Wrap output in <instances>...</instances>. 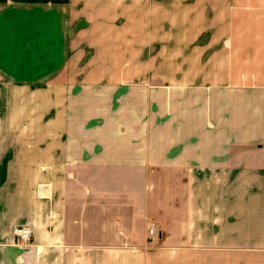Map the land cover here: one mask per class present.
I'll return each instance as SVG.
<instances>
[{
    "label": "crops",
    "instance_id": "1",
    "mask_svg": "<svg viewBox=\"0 0 264 264\" xmlns=\"http://www.w3.org/2000/svg\"><path fill=\"white\" fill-rule=\"evenodd\" d=\"M77 1L0 0V264H264V0H134L214 38L86 101L58 84Z\"/></svg>",
    "mask_w": 264,
    "mask_h": 264
},
{
    "label": "rangeland",
    "instance_id": "2",
    "mask_svg": "<svg viewBox=\"0 0 264 264\" xmlns=\"http://www.w3.org/2000/svg\"><path fill=\"white\" fill-rule=\"evenodd\" d=\"M113 1H77L70 31V60L63 75L58 78V84H61L64 93L68 92L70 95L71 84L78 82L75 88L77 92H82L86 101L88 97H92V90H89L90 86L86 82H100L102 77L110 72H133L135 61L139 59L140 62L139 57L145 61V64L141 65L143 70L150 71L158 67L159 71L166 70V61L168 58L172 60L174 54L175 70H181L177 69L181 62L176 61V55L178 50L185 46L184 42L189 45L188 51H195L197 41L205 42L214 38L213 16L167 15V9L151 10L161 14L137 16L134 14L135 1L125 0V3L119 6L122 15L115 20V15L103 14L115 11ZM150 1L146 0L147 3ZM88 2L91 3L90 6ZM145 11H149L148 8ZM114 23L118 28L113 27ZM190 57L191 65L188 61L187 68L198 61H193L196 58L193 54ZM149 58L155 59V63L150 66ZM54 86L55 82L51 84L52 88ZM74 97H78V105L83 103L81 96L75 94ZM71 98L69 96L68 99Z\"/></svg>",
    "mask_w": 264,
    "mask_h": 264
},
{
    "label": "built area",
    "instance_id": "3",
    "mask_svg": "<svg viewBox=\"0 0 264 264\" xmlns=\"http://www.w3.org/2000/svg\"><path fill=\"white\" fill-rule=\"evenodd\" d=\"M14 242L23 244L30 243L33 237V230L30 226H17L13 230ZM148 236L151 240H157L161 236V231L155 221H151L148 226Z\"/></svg>",
    "mask_w": 264,
    "mask_h": 264
}]
</instances>
